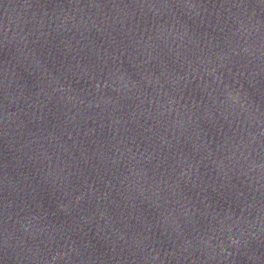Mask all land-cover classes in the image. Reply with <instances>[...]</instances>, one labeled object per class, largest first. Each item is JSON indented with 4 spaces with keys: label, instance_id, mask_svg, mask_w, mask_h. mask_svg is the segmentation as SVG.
Instances as JSON below:
<instances>
[{
    "label": "water",
    "instance_id": "95a60500",
    "mask_svg": "<svg viewBox=\"0 0 264 264\" xmlns=\"http://www.w3.org/2000/svg\"><path fill=\"white\" fill-rule=\"evenodd\" d=\"M0 264H264V0H0Z\"/></svg>",
    "mask_w": 264,
    "mask_h": 264
}]
</instances>
